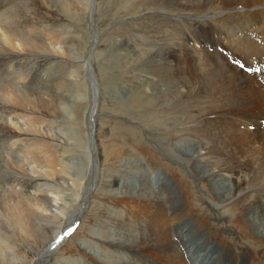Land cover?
I'll use <instances>...</instances> for the list:
<instances>
[{
  "label": "rangeland",
  "instance_id": "obj_1",
  "mask_svg": "<svg viewBox=\"0 0 264 264\" xmlns=\"http://www.w3.org/2000/svg\"><path fill=\"white\" fill-rule=\"evenodd\" d=\"M175 1L0 0V23L17 17L36 39L33 51L17 49L25 51L26 58L22 53L7 51L9 45L0 44V182L19 174L29 176L32 184L27 188L16 181L0 185V219L15 217L22 203L48 216L54 210L68 212L57 220L61 224L58 230L52 226V241L43 244L31 237L33 248L21 239L24 232L18 226L10 229L2 223L0 233L6 231L10 235V250L18 258L12 262L0 259V264H103L101 254L123 258L127 252L136 254L129 249L127 240L111 239L118 236L113 230L116 218L133 219L137 226L140 224V230L149 233L150 216L144 211L147 208L136 212L129 200L153 206L168 196L173 197L168 203L170 208H179L185 200H191L198 210L194 215H205L213 229L215 223L222 224L218 231L216 228L222 241L209 237L207 229L198 233L190 221L176 226L179 231L174 240L183 246L187 264H264V242L255 238L264 231V217L255 225L257 230L252 222L253 216L264 213L260 209L264 208V196L249 198L252 208L246 216L253 236H240L238 229L227 223L231 215L219 198L229 192V180L211 177L207 172L211 164L200 163L195 157L198 137H203V131L211 133V121L219 127L227 126L223 115L228 113L226 110L220 117L211 114V93L216 97L225 86L211 81V75L200 86L195 81L198 70L190 71L186 64H181L180 78V66L177 68V59L171 57L169 50L176 48V43L181 42L182 48L186 43L185 53L197 56L201 42L211 58L239 69L243 61L238 58L242 56L250 85L264 86V59L262 63L256 61V57L245 52L244 44L234 41L241 34L239 28H232L234 36L223 39V48L211 47V34L216 33L211 29L218 18L206 11H172L178 7ZM237 11L236 16H246L244 10ZM211 19L215 23L211 24ZM251 23L242 33L244 38L264 39V21ZM202 28L210 32L204 35L200 33ZM171 30L181 34L179 38L168 40L169 43L167 39L160 40ZM192 31L198 33L192 37ZM182 34L186 39H182ZM27 75L30 79L23 82L21 77ZM172 76L177 79V87L167 89V79ZM235 78L238 82L239 78ZM190 86L195 87L193 93L187 90ZM258 87L260 94L252 97L256 105L248 108L247 113L261 118L264 108L260 107L259 97L264 99V88ZM24 88H36V97L31 99L34 107L12 93ZM41 92L51 93L50 99L39 96ZM198 101L210 113L200 114ZM243 109L245 105L230 120L241 131L248 132V156L251 168L257 169L259 160L263 159L264 165V131L263 137L250 131V120L241 115ZM10 114H15L14 120L24 125V131L9 125ZM242 120L247 124H241ZM197 125L202 128L199 134L192 130ZM258 127H264V122L260 121ZM15 139L19 143L12 148ZM12 157L18 170L11 164ZM149 160L155 166L154 173L148 168ZM166 167L175 168L176 172ZM146 184L150 189H145ZM162 190L165 194H159ZM43 191L50 193L53 204L55 195L58 197L57 205L48 211L39 200ZM192 192L194 196H190ZM199 195L207 212L193 201L198 202L194 197ZM120 197H125L127 205H121ZM225 239L234 243L235 252L223 253ZM52 242L53 251L49 252ZM189 249L192 252L188 253ZM238 257L242 259L240 263L234 261ZM147 259L153 261L154 257L147 255Z\"/></svg>",
  "mask_w": 264,
  "mask_h": 264
},
{
  "label": "bare ground",
  "instance_id": "obj_2",
  "mask_svg": "<svg viewBox=\"0 0 264 264\" xmlns=\"http://www.w3.org/2000/svg\"><path fill=\"white\" fill-rule=\"evenodd\" d=\"M143 1H146V3H148V2H151L152 0H142V2ZM174 3L177 4L178 7L177 8L174 7L170 9L172 11H176L175 9H177L180 12H193V13L194 12L203 13L206 11V12H210V14L213 13V17L218 18L216 23L214 21L215 19H211V22H210L211 24L215 23L214 24L215 26L213 27V29H211V32L212 31L216 32L215 34H211V47L220 45L221 48H223V43H222L223 39L226 37L234 36L232 33V28H239V32H241V34L238 35L239 37L235 39L234 41L239 44H244L243 47L246 48L245 52H247V54L250 57H256L255 58L256 61L261 62V63L263 62L264 39L256 38V40H252L250 37L244 38V35L242 33L246 28L252 26L251 22L253 20L257 21L258 23L264 21V0H176ZM237 10H244L242 13L246 14V16H242V15L239 17L236 16L239 14ZM251 13H254V14L251 17L246 18ZM226 16L228 17L226 18ZM243 17L246 19H241ZM25 24L29 26V21L25 20ZM166 32H167L166 33L167 35L165 36L166 38L160 37V40L167 39V43H169L168 40L173 41V39H177L181 35L178 32L174 33L172 30L166 31ZM209 32L210 30L208 28H202L200 30V33L204 35H206ZM196 33L198 32L192 31V37H194ZM183 35L185 34H182V39L185 38ZM32 37H33L32 32L29 30V28L24 27V21L22 20L20 22V20L17 17H14L13 20L7 21L4 24L0 23V44L5 45L6 47L7 45H9L6 48L7 51L10 50L13 52L22 53L21 56L26 58L27 53L25 51H28V52L33 51L34 45L36 43V39ZM168 37H172V38L168 39ZM199 43H200L199 44V55L197 56L191 52L185 53V49L187 46L186 43H183V48H182L181 42L175 44L176 48L174 49L170 48L169 53L171 57L177 59L176 60L177 68H179L178 66H180V70H178L179 72L177 75L180 76L181 64H186L187 66H189L188 69L190 71L198 70L199 73L195 75L196 77L195 81H197L200 86L201 84H203V80L207 75H211V81H213L215 84H217L218 82H221V85L225 86L224 87L225 89L223 91L224 93L222 92L220 95L217 94L216 97H213L215 96V94L211 93V114L216 113V114H219V117H220L221 113L224 110H226L228 113L223 114L227 119V121L225 120L226 122H224L227 124V126L225 125V126L219 127L217 125V122L211 121V133L206 132V131H203L202 134L200 133L203 137H198L200 140V143H199L200 146L198 145L197 147L195 157L199 159L198 161L200 163L211 164L209 167V170L207 171L211 173L210 174L211 177H213L214 179L215 178L217 179L220 176H223L229 180V183H230L229 192L226 193V195L219 197L221 202L222 203L224 202L223 204L227 206L226 210L231 215V218L227 220V223H229L230 226L238 229L240 236L247 237V234L253 236V232H252L253 229L251 228V225L246 215H247V212L252 208V204L250 203L249 198L255 195H257L258 198L261 196H264V165H262L263 159L262 161L259 160L257 169L256 167L254 169L251 168L252 162H251V158L248 156L249 155L248 145L251 142V139L248 137V134H247L248 132L241 131L240 129H238L236 127L237 124H234V122H232L230 119L232 118V116H234V114H236L235 111H237V109L240 106L245 105V109L241 110V115L246 117V119L250 120L249 121L250 129H251L250 131L251 132L253 131V133L254 132L257 133L259 137H263L261 133L264 131V127H258V125L260 121L262 123L264 122V115L260 114L261 118H259L258 115L248 114L247 111H248V108L253 106V104L256 105L252 97L256 96L257 94H260L259 90L257 89L259 88L258 86H261L262 88H264V86H262L261 84L259 85L258 82H257L258 84L256 85H250V83L249 84L247 83L248 75H246V72H245L246 63H245L244 58H242V56L238 58L239 60L243 61L241 64V68L240 69L237 67L234 68L228 62L219 61L214 58H211L212 55L207 54V47L202 46L201 42ZM18 48H22L25 51L20 52L17 50ZM24 54L26 56H24ZM19 56L20 55H17L16 58H19ZM183 58H189V59L183 60ZM199 58H204V59H199ZM186 62H188L189 64ZM165 71H167V69ZM234 77L239 78L238 82L236 78L234 79ZM21 79L23 82H27L30 79V75L23 76L21 77ZM167 80L169 81V85H167V89L177 87V86H174V81L177 80L175 76H172L171 79H167ZM251 81H255V80L251 78ZM195 84L197 85V83ZM35 89L33 88L16 89L12 91V93L15 96H20L18 97V99L19 98H24V100L27 99L26 101H24V104L27 103L31 107V105L33 104V101L31 99L32 97L34 98L36 97L37 90ZM194 89H195L194 86H190L187 88V90L192 93ZM221 90L223 89L221 88ZM50 94H47L46 92H41L39 96H41L45 100H49ZM245 94H247L248 96L247 95L245 96ZM259 98H260L259 101L262 103L260 107L264 108V99H262L261 96ZM8 100H10V98ZM202 101H198L197 103V105H199L198 107L199 113L203 115L206 113H210L207 110L209 108H207L206 106H203L202 103L199 104V102H202ZM32 107L34 106L32 105ZM34 110L36 109L34 108ZM9 112L11 113L10 110ZM7 115L9 116V114ZM14 117H15V114H10V121L8 120V123H10L9 125L13 127V129L15 128L16 131H24L26 129L23 127L24 125L21 126L19 124V120L15 121ZM243 122L241 124H247V122H244V123ZM24 124H27V123H24ZM198 126L199 125H197V127ZM197 127L192 130L195 133L199 134L202 128L200 129V126L199 128ZM44 134H46V132H44ZM249 134L251 133L249 132ZM209 135L211 136V138H208ZM16 143H19L18 139L14 140V142L12 143V148L17 147ZM130 159H133V156H130ZM10 161H11V164L17 169L16 159L12 157ZM148 165H149L148 168L152 170V173H154L155 166L151 162V160L148 161ZM166 169H168V171L170 172H174V173L176 172L175 168L166 167ZM241 174L242 175L244 174V175L241 176ZM170 175L175 177V174L170 173ZM0 178H2L1 175H0ZM13 178H11V176L7 178L8 180L3 178V182H0V185L1 184L5 185L6 181H8L9 183L12 181L20 182V184L26 188L27 186L32 185L30 181L31 178H29V176L14 174ZM146 186L148 185L146 184ZM145 189H150V188L148 186ZM153 189L154 188H152V190ZM163 191L165 190H162L161 192H159V194L162 193ZM48 193H46V191L41 192L40 199H39L40 201L42 200V204H44V208L47 211L51 209V206L57 205L58 203L56 202L58 201L57 200L58 197L55 195L54 197L55 202L53 204L52 198L51 199L49 198L51 197L49 195L50 193L49 194ZM121 193L123 192L121 191ZM182 193H183V196L186 195L184 194V192ZM157 194L158 193L155 194V197L157 196ZM194 195H195V192H192L190 196H194ZM172 198L173 197L168 196L165 201L159 199L160 201H157L155 205L153 206H149L145 202L138 203L134 199L129 200L130 206L136 207V208L133 207L136 212L141 211L144 208H147V209H144V211L145 212L148 211L149 212L148 215L150 216V220L148 222L149 233L143 230H140V227H138L140 226V224H138L137 226L135 222L132 221L133 219L129 220L128 218L125 220L124 217L116 218L115 220L116 222H115V226L113 230L118 233L116 234L118 236L116 238L111 237V239H114V241H120V242H122V240L125 239L129 242V246H130L129 249L132 251H137V252L136 254L127 252L124 255L126 256V258H123V256L118 257L116 255L109 256V255L101 254V256H103V259H101L102 260L101 262L103 264L104 263H108V264H157V263L187 264L184 258L183 250H182L183 246H181L179 242L175 241L174 238H175V234H177L179 231L176 229V226L187 223L188 221H190L195 226L198 233H203L204 230L207 229L208 230L207 235L209 237L213 239H219V241L223 240L221 234H218L216 232V228H217V231L219 229L218 225H222V224L215 223L214 225L216 228L213 229L212 227L213 224L211 226L210 224H208L207 217L205 215L203 217L194 215V213L197 210V207L191 202V200L189 201L185 200L184 203L181 206H179V208L178 207L170 208L168 206V203L172 201ZM194 198H198L199 201L196 202ZM194 198H193L194 203L195 204L198 203L202 205L203 209L205 208V212H207V206H204L203 198L200 195L195 196ZM120 199H121L120 201L121 205H127L128 202H126L125 197H120ZM155 199L157 200V198ZM135 202L136 204L134 205ZM222 203H220V205H222ZM260 209H262L261 211H264V208H260ZM59 210L60 211L54 210L52 215L48 216L45 213H41L39 210H36L35 208L29 207L28 205H25L22 203L19 213H17L15 217L11 216L10 218H1L0 225L2 223H6L10 229H17L15 228V226H18L21 232H24V234L20 236L21 239L24 242L29 243V245L33 248L34 247L33 242H31L32 238L39 240L38 242L43 243V244H45L48 241H52L51 240V237L53 236V234H51L52 226L57 227V230H58L61 224H59L57 220L63 218L65 215L68 214L66 210L65 211H61V209ZM262 217H264V213H262L260 216L257 215V217L253 216L252 222H253V227L255 229H256L255 225L259 223L258 221H260ZM72 219H73V216H72ZM261 225L264 227V220ZM262 232H263L262 234L258 232L259 237L254 236L255 238L259 240V242H264V231ZM0 235H2V238L0 239V259L7 260L8 262L17 260L18 256H16L10 250L12 248L9 242L10 235L6 233V231L1 232ZM229 238L230 237L226 239H229ZM226 239H225V242L223 243V248H221L223 253L226 254L227 251L235 252L236 248H235L234 243L226 241ZM50 245L51 246L48 249V251L52 252L54 243L52 242L50 243ZM187 252L188 253L192 252V250L189 249L187 250ZM147 255L153 256L154 257L153 261H149V259H147ZM44 256H41L40 258L42 259ZM241 260L242 259H240L239 257L238 259L234 258V261H236L237 263H240ZM251 260H253V258H251ZM7 261H4V262H7ZM26 262L27 261L24 260V263Z\"/></svg>",
  "mask_w": 264,
  "mask_h": 264
},
{
  "label": "water",
  "instance_id": "obj_3",
  "mask_svg": "<svg viewBox=\"0 0 264 264\" xmlns=\"http://www.w3.org/2000/svg\"><path fill=\"white\" fill-rule=\"evenodd\" d=\"M74 224H75V222H74Z\"/></svg>",
  "mask_w": 264,
  "mask_h": 264
}]
</instances>
